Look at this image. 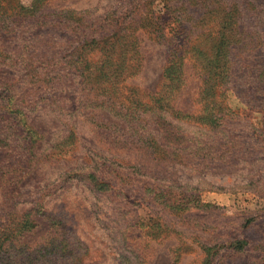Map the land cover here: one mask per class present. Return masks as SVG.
Returning <instances> with one entry per match:
<instances>
[{"label":"rangeland","instance_id":"obj_1","mask_svg":"<svg viewBox=\"0 0 264 264\" xmlns=\"http://www.w3.org/2000/svg\"><path fill=\"white\" fill-rule=\"evenodd\" d=\"M12 7L43 23L2 36L0 86L57 80L21 93L30 163L0 112V264H264V0Z\"/></svg>","mask_w":264,"mask_h":264},{"label":"trees","instance_id":"obj_2","mask_svg":"<svg viewBox=\"0 0 264 264\" xmlns=\"http://www.w3.org/2000/svg\"><path fill=\"white\" fill-rule=\"evenodd\" d=\"M12 1L13 0H0V39L3 38L2 36L9 37L18 35L21 38V41L26 45L25 48L30 45L29 47L34 49L35 46L33 43L37 38V36L34 35L37 31L34 26L39 23H43L41 21V17H38V12L34 14L30 12L25 13L19 9L20 7L17 9L13 8ZM246 28L247 27L244 25L232 26L231 24L218 26V29L227 35L236 34L238 31L246 32ZM6 58H8V56L3 54L0 48V65L3 64V60ZM11 61L13 66L16 65L13 64L12 58ZM43 67H45V63H42V66L38 68L40 72L37 74L28 76L26 74L22 77L24 79L23 82H21L23 88L19 87L20 85H12L10 87L0 86V112H8L10 115H14L15 117L19 118L26 135L27 145L25 148L29 155V163L31 158H35V155L31 154V146L36 144L39 138L37 137V134H35V129L31 124H29V118H27V110L29 108L26 98L21 96V93L24 92L27 94L26 91H29L32 87L34 88L32 90H37L38 94L44 92L43 98H41L44 99L43 101H50L54 98L53 91L56 89L55 81L57 78L52 76V73H54L53 69H44ZM28 69L29 64L27 63L24 70L28 71ZM24 83H26V86H24ZM35 85H39V87L35 89ZM36 256V252L30 255L29 260L32 264L37 263Z\"/></svg>","mask_w":264,"mask_h":264}]
</instances>
